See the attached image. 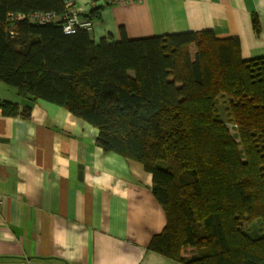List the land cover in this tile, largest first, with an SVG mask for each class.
Listing matches in <instances>:
<instances>
[{"label":"trees","instance_id":"16d2710c","mask_svg":"<svg viewBox=\"0 0 264 264\" xmlns=\"http://www.w3.org/2000/svg\"><path fill=\"white\" fill-rule=\"evenodd\" d=\"M35 12L62 15L65 0H0V81L24 102L0 98L3 114L29 118L49 101L95 126L105 152L142 163L166 214L152 249L185 264H264V56L243 58L239 37L213 29L130 39L122 27L111 42L12 19ZM252 26L260 35L256 13Z\"/></svg>","mask_w":264,"mask_h":264},{"label":"crops","instance_id":"0c3cea01","mask_svg":"<svg viewBox=\"0 0 264 264\" xmlns=\"http://www.w3.org/2000/svg\"><path fill=\"white\" fill-rule=\"evenodd\" d=\"M96 41L213 29L264 56V0H72ZM259 16L260 35L252 26ZM0 98L24 102L0 82ZM98 129L46 100L29 118L0 107V264H185L151 248L166 214L142 163L96 142Z\"/></svg>","mask_w":264,"mask_h":264},{"label":"built area","instance_id":"2783aa9c","mask_svg":"<svg viewBox=\"0 0 264 264\" xmlns=\"http://www.w3.org/2000/svg\"><path fill=\"white\" fill-rule=\"evenodd\" d=\"M82 11L76 6L75 2L72 0H65V12L62 15L56 16L54 13L50 12H35L30 14V19L37 21L41 24L46 22H54L60 20L63 25V29L66 33H75L79 29L92 30L94 23L87 17L82 16ZM23 19L22 15L14 17L12 19ZM3 197L0 195V203Z\"/></svg>","mask_w":264,"mask_h":264},{"label":"rangeland","instance_id":"374dc122","mask_svg":"<svg viewBox=\"0 0 264 264\" xmlns=\"http://www.w3.org/2000/svg\"><path fill=\"white\" fill-rule=\"evenodd\" d=\"M255 30V29H254ZM215 31V30H214ZM216 33V32H215ZM255 33L257 34V32L255 31ZM217 35V34H216ZM218 36V35H217ZM219 37V36H218ZM241 42V41H240ZM257 57H259V56H257ZM1 83H3L2 81H0ZM218 99H219V104H218V108H219V114H220V116L223 118V119H227V109H226V106H227V102H226V99H224V97H222V94H220L219 96H218ZM229 125V127L231 128V130H232V132L233 133H236V132H234V129L232 128V124L231 123H229L228 124Z\"/></svg>","mask_w":264,"mask_h":264},{"label":"bare ground","instance_id":"6f19581e","mask_svg":"<svg viewBox=\"0 0 264 264\" xmlns=\"http://www.w3.org/2000/svg\"><path fill=\"white\" fill-rule=\"evenodd\" d=\"M23 16V19L24 18H27L28 20L30 19V15L28 14V15H26V14H24V15H22Z\"/></svg>","mask_w":264,"mask_h":264}]
</instances>
